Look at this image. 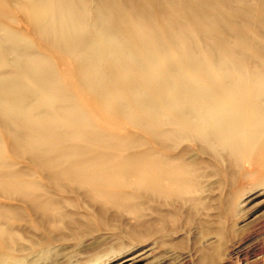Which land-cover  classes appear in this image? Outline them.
<instances>
[{
  "label": "bare ground",
  "instance_id": "1",
  "mask_svg": "<svg viewBox=\"0 0 264 264\" xmlns=\"http://www.w3.org/2000/svg\"><path fill=\"white\" fill-rule=\"evenodd\" d=\"M121 1L131 14L134 10L143 15L145 23L150 25L154 33L158 28L165 29V35L161 38H149L145 42L143 40L147 39V36L141 41L129 38L126 41L124 34L140 33V29L129 25L131 18L130 21L123 20L120 25L116 19L120 16L110 5V0H87L86 3L81 1L82 4L77 0H54L56 11L50 13L47 20L42 18L41 14L43 9L51 7V3L43 5L42 0H31L30 9L37 15L38 24L44 26L40 32L50 42L56 43L75 57L77 54L74 46L67 49L64 43L72 40L73 43L79 42L77 44H80V48L77 52L81 51L88 57L82 59L78 65L80 74L83 69H94L93 77L89 80H83L84 75H81L82 89L89 87L92 92L97 93L98 99L106 102L107 109L116 106L114 112L118 116L137 115L142 118L141 121L136 119L139 123L134 122L147 127L149 148L144 152L127 154L106 150L104 143L110 138L113 139L111 135L93 132L95 127L92 125L94 129L91 130V123L85 117L80 118L77 115L78 109L72 104L71 98L55 92L56 83L51 72H46L40 66V57L28 47L26 37L11 27L8 29L3 26L5 20L11 22L9 17L12 16L1 12L4 10L0 11V65L4 67L0 70V147L7 148L10 155L25 161L28 166V170L20 171L16 178H12L14 175L10 176L8 173H0V186L12 187L8 191L10 197L7 199H21L19 201L24 208V212L19 207H10L8 211H21L25 221H32L46 235H55L61 227L72 235H81L84 231L90 232L97 228L96 225L103 231L114 228L128 235H158L164 232L163 228L159 229L157 223L164 224L166 218L164 219L163 215L166 213L162 214L157 207L171 208L179 205L183 209L190 200L192 201L188 194L198 189L199 169L202 166L201 162H197L196 156L191 157L188 148H183L171 156L170 153L180 150L175 142L188 140L199 145L209 141L215 144L223 135L231 136L233 132H240L264 117V88L261 86H264L263 59H232V67L239 71L224 80L220 88L212 83L203 86L206 81L203 87H199L193 80L183 78L179 71L168 69L163 72L154 69L153 64L157 58H164L168 52L162 51L165 45L150 46L148 43H160L161 40L169 43L177 40L187 47L190 44L187 43L189 35L186 32H189L191 26L193 31L200 33L203 39L201 40L211 46L207 53L215 66L219 69L229 68V61H226L228 59L223 60V57L216 53L223 51L230 56L233 48L230 44L233 40L227 39L229 31L225 32L227 37H224V33H221L222 37L216 35L218 37L210 44L207 33L210 34L215 28L216 25H212L214 21L207 20L211 23L210 31L201 27H204L202 21L204 23L208 19L206 17L211 16L210 13L207 15L212 9L208 6L211 2L207 5L203 0L204 3L199 0H177L178 3L176 0H168V3L161 0ZM86 5H91L94 9L89 24H92L95 30L79 37L81 30H85L88 24H84L83 18L72 11L81 6L87 8ZM219 6L222 10L221 5ZM59 8L65 11L61 10L62 13H59ZM178 19L182 20L181 23H177ZM218 19L217 21H220ZM51 22L55 24L52 25ZM255 23L253 22L254 26ZM233 31L236 33V30ZM231 33L233 36L234 32ZM212 34L215 36L214 32ZM195 35L197 36L196 33ZM237 36L235 39L239 38ZM189 38L190 42H193L192 37ZM98 41L104 43V48L99 44L103 50L97 49L99 46L96 47L95 43ZM234 43L237 45L241 42L234 40ZM155 49L161 51L157 53ZM141 50L150 53L141 55ZM232 54L234 55V52ZM102 64L107 68L100 67ZM240 69L244 71L240 73ZM95 73H99V77ZM163 79L173 84L169 83L168 87L166 83L167 85L160 86L158 91L153 89L152 82H160ZM94 85L100 87L96 88L97 92ZM166 92L173 96L158 99ZM42 107L46 109H41ZM167 113L173 114L168 122L163 120ZM130 124L126 127L133 126ZM203 127H207L206 131H201ZM15 131H22L23 134L17 136ZM51 138L61 140L58 146L63 140L62 147H65L67 152L50 155V148L38 146L39 142L42 144ZM72 138L77 139L76 142L81 140L79 144L88 143L90 148L80 145L71 147L65 143L69 139L71 142ZM126 139L123 143L127 145V150L136 148L138 143L143 144V141L138 139ZM166 139H170L171 143ZM123 140L119 142L122 143ZM211 157H220V152ZM147 203L152 204V211L156 216L155 220L147 223V227L145 224L131 227L123 218L110 216V211L120 214L139 212V208ZM67 206L72 207L74 211ZM9 227L12 232V227ZM130 262L131 259H128L121 264Z\"/></svg>",
  "mask_w": 264,
  "mask_h": 264
},
{
  "label": "rangeland",
  "instance_id": "2",
  "mask_svg": "<svg viewBox=\"0 0 264 264\" xmlns=\"http://www.w3.org/2000/svg\"><path fill=\"white\" fill-rule=\"evenodd\" d=\"M42 1L43 5L51 3L49 4V7L50 5L51 7L43 9L41 14L42 18L47 20L50 17V13L53 14L56 11V7L53 4L54 0ZM77 1L79 4H82L81 1L83 3L87 2V0ZM161 1L168 3V0ZM203 1L207 5L208 2H211L208 6L212 9L207 13V15L210 13L211 16L208 15L206 17L208 19L205 18L208 25L205 21L204 23L202 21L201 24L204 27H201L210 31L209 27L211 23L209 21H214L215 23L213 22L212 25L216 26L212 32H214L215 36L219 35L222 37L224 33L225 37V32L228 30L229 35L226 37L233 40L232 43V40L230 41V45H233L231 53L234 52V55L230 53V56H228L223 51H216L219 56L223 57V60L225 58L228 59L226 61H229V68L223 67L219 69L215 66L213 59L207 53L211 49V46L202 41L200 33L195 30L194 32L192 26L191 29L187 27L190 30L186 34L192 37L193 42H190L189 36L185 34L189 41L187 43L190 44V47L192 45L191 48L189 46L185 47L182 42H177V40L169 42L172 44L165 43L163 40L160 43L149 42L148 44L150 46L159 44L162 47L164 45L167 47H164L162 50H167L168 52L165 57L157 58L156 62H154L155 70L163 72L168 71V69L175 70L176 72L179 71L183 78L193 80L199 87H203L208 83L219 87L224 80L229 79L233 73L237 74L239 71L233 68L230 62L235 57L264 60V0ZM215 1L218 5H221L222 10H220V6L215 5ZM30 2L31 0H0V11L4 10L1 12L8 13L9 16L13 17H9L11 22L5 20L6 22L4 21L3 26L8 29L11 27V29L26 37L28 47L38 58L40 57V66L43 67V70L45 69L46 72H51L53 75L54 82L56 83L55 92L65 94L71 98L72 104L78 109L77 115L80 118L85 117L91 123V126L95 127L94 129L92 126L91 130L94 129L93 132H101L106 134V136L111 135L110 137L113 139L110 138L104 143L107 151L127 154L148 150V129L146 126L135 123L136 121L139 123L138 120L142 118H139L137 115L118 116L114 112L116 106H110L107 109L105 107L106 102H101L96 95L97 93L92 92L89 87L82 89L83 80H89L94 74V69L91 67L86 70L83 69L80 74L78 65L82 59H88L87 55L85 56L81 51L77 52L78 48H80L78 47L80 44H77L79 42L73 43L72 40L64 43L67 49L74 46L78 59L72 53H67L60 48L56 43L50 42L40 32V29L44 28V26L38 24L37 15L34 14L33 9H30L32 8ZM110 3L118 12V16H120L116 18L120 25L123 20L126 21L131 18L132 22L129 25L140 29V33L124 34L126 41L128 40L127 38L141 41L144 36H147V39L144 38L143 40L145 42L149 38H161L165 35L163 34L165 29L161 30L158 26V30L154 33L150 25L148 26V23H145L144 16L134 10L131 14L121 0H110ZM211 4L215 7L213 8ZM90 6L86 5L87 8L81 6V8L78 7L72 11L75 15L83 18L84 24L89 25H87L85 30H81L79 37L80 35H86L91 30H95L92 24H89L94 14L92 12L94 9L92 6L91 9ZM216 8L219 9L216 10ZM61 10L65 11L63 8H59L58 11ZM62 11L59 13H62ZM252 17L254 18L253 20ZM217 19L220 21H217ZM179 21L181 23L182 20L178 19L177 23ZM253 22H256L255 26ZM51 24L54 25L55 22H51ZM206 29L205 32L207 33ZM222 29L225 30L223 31ZM233 29L236 30V33ZM212 32L210 34L207 33L210 44L212 43L211 41L218 37H215ZM145 33L148 34L145 35ZM234 35L239 38L235 39L236 36ZM234 40L242 44L236 45ZM174 43L177 44L175 45ZM95 44L97 45L96 47H100L97 49H101V46L104 48L102 41L100 43L98 41ZM167 44L168 46L172 45L173 48L168 47ZM159 49H155L157 53L161 51ZM146 52L149 51L141 50V55L147 54ZM103 66H105L104 69L107 68L104 64L100 67ZM3 69L4 67L0 65V70L2 71ZM240 70V73L244 71L243 69ZM81 75H84L83 80ZM95 75L99 77V73H95ZM80 79L81 81H79ZM163 80L152 82L154 85H152L153 89L158 91L160 86H166L168 80H164L165 82ZM169 83L168 87L170 84H173ZM261 86L264 88L262 84ZM93 87L95 91L100 88H97L96 85ZM169 95L171 94L166 92L165 95L158 96V99L163 100L169 97ZM41 109H46V107H42ZM172 117L173 114L167 113L163 117V120L168 122ZM132 122L135 125L130 124ZM128 123L135 126V128L133 126L126 127ZM206 128H201V131H206ZM14 134L18 136L23 134V132L15 131ZM199 134H201L200 131ZM223 136L218 138L215 144L209 141L199 143V145L188 140V142L186 140H177L175 142V145L180 150L170 153L171 156L176 155L183 148H188L191 151V157L196 156L197 162H201L202 166L199 169L200 176L198 179L199 187L190 191L191 194H188V197L192 201L190 200L183 209L179 205L172 206L171 208L157 207L162 214L166 213L163 215L164 219L166 218L164 224L157 223L159 229H164V232L158 235L144 233L141 235H128L124 232L116 231L114 228L103 231L98 228V225H96L97 228L92 229L90 232L84 231V234L81 235H72L65 231L63 227H61L62 229H58L55 235H46L32 221H25L24 214L21 211H8L10 207H19L24 212V208L19 201L21 199H7L10 197L8 191L12 187L1 185L0 264H121L128 259H131V262L128 264H264V117H261L252 126L240 132L235 131L231 136L230 134L228 137ZM125 138H127L126 140L138 139V141H143V144L140 145L138 143L136 148L127 150V145L123 143ZM122 139H124L122 143L119 142ZM55 140L58 141L56 142ZM75 140L77 141L74 138L71 142L74 143L76 142ZM166 140L171 143L170 139ZM43 142L42 144L39 142L38 144L40 145H37L45 149L50 148V155L67 152L66 148L62 147L64 144L63 140L60 146H58V143L61 140L59 141L57 138H51ZM69 142L70 139L68 142L65 141L71 147H75L73 145H80L84 148H90V145L86 142L79 144V142H82L79 139L76 144ZM200 147L204 148L201 149L202 151L205 150V154L200 151ZM218 151L220 152V157H211V155ZM26 170H28V166L25 161H20L13 155H10L4 146L0 147V173H8L10 176L14 175L12 178H16L20 171ZM67 207L71 211H74L72 207ZM152 209V204L147 203L139 208V212H124L120 214L116 211H110V216L123 218L131 227L144 224L147 227V223L156 219ZM161 210L168 212H162ZM9 226L12 227V232L9 231Z\"/></svg>",
  "mask_w": 264,
  "mask_h": 264
}]
</instances>
